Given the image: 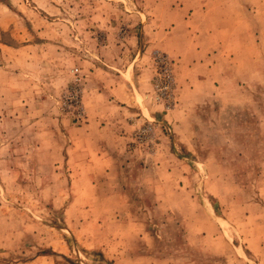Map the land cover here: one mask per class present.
I'll list each match as a JSON object with an SVG mask.
<instances>
[{
  "label": "rangeland",
  "instance_id": "374dc122",
  "mask_svg": "<svg viewBox=\"0 0 264 264\" xmlns=\"http://www.w3.org/2000/svg\"><path fill=\"white\" fill-rule=\"evenodd\" d=\"M156 5L0 0V264H264V0L225 6L222 73L201 89L218 98L192 117L190 151L172 121L183 75L161 48L136 98L164 120L134 122L114 153L71 131L86 124L92 48L110 59L131 32L138 52Z\"/></svg>",
  "mask_w": 264,
  "mask_h": 264
},
{
  "label": "crops",
  "instance_id": "0c3cea01",
  "mask_svg": "<svg viewBox=\"0 0 264 264\" xmlns=\"http://www.w3.org/2000/svg\"><path fill=\"white\" fill-rule=\"evenodd\" d=\"M165 2L166 0H158L155 7L158 13H154L153 17L148 18L144 14V22L141 17L138 18L143 25L142 32L140 31L143 48L138 52H135L133 44L137 45L140 38L135 35L133 40L131 32L125 41L112 45L115 55H111L110 59L102 58L103 48L89 47L94 51L95 58L87 62L88 67L93 69L89 73L92 91L89 90L85 99L87 120L86 124L73 127L71 131L90 136L96 142L95 147L99 149L114 153L122 147L125 148L129 143L134 122L164 120L167 117L149 103L144 102L143 107L137 103L136 97L143 94V83L140 81L148 79L149 76V54L153 48L164 49L178 61L177 69L183 75V101L181 100V106L172 113V121L174 120L175 138L180 141L179 144H183L185 150L190 151L195 145L191 135L196 132L192 117L201 114L204 99L212 101L218 98L217 93L211 91L206 96V91L201 89H207L211 84L217 88L215 80L209 77L219 71V75L222 73L223 66L218 61L223 50H226L225 43L228 42L227 35H223L226 34L223 28L228 14L225 6L234 0H170L167 5ZM172 4H175L172 9L177 10L174 16L164 17L161 13L159 15L161 9L171 10ZM213 9L215 22L205 34L202 29H198V25L203 23ZM138 14L142 15L141 12ZM134 17L131 15L130 18ZM140 46L142 44L139 43ZM103 65L111 71L103 72ZM220 84L223 86L226 82L222 81ZM227 96L221 95V99ZM81 147L83 149L86 146Z\"/></svg>",
  "mask_w": 264,
  "mask_h": 264
},
{
  "label": "built area",
  "instance_id": "2783aa9c",
  "mask_svg": "<svg viewBox=\"0 0 264 264\" xmlns=\"http://www.w3.org/2000/svg\"><path fill=\"white\" fill-rule=\"evenodd\" d=\"M161 60H162L161 61L162 63H165L164 66L160 69L162 85H163V88H164V86H166L168 88L171 84V76L169 73V69L167 67L168 61L166 58H162Z\"/></svg>",
  "mask_w": 264,
  "mask_h": 264
}]
</instances>
